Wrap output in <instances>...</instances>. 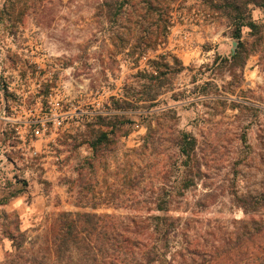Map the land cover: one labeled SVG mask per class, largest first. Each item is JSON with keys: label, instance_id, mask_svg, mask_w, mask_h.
<instances>
[{"label": "rangeland", "instance_id": "374dc122", "mask_svg": "<svg viewBox=\"0 0 264 264\" xmlns=\"http://www.w3.org/2000/svg\"><path fill=\"white\" fill-rule=\"evenodd\" d=\"M15 1L11 6V0H0V150L17 171L13 179L4 173L0 180L10 195L20 196L0 207V264L14 251L8 235L19 232L26 234L24 256L53 261L51 239L65 212L108 214V220L123 222L162 214L154 209L159 188L171 190L181 178L173 161L179 130L197 139L202 175L184 196L172 197L167 214L191 218L186 235L176 222L177 235L170 237L196 245L205 255L197 264H251L264 254V232L253 243L235 244L233 238L242 220L264 219V207L247 215L230 193L264 191V9H244L245 22L259 28H241L246 54L238 58L233 10L218 0V9L211 1L176 0L164 39L137 57L132 47L113 43L118 28L99 14L103 0ZM174 58L183 69L172 74ZM151 60L170 81L153 106L117 104L127 87L143 83L140 73H155ZM165 62L170 68L161 66ZM101 132L109 141L95 159L90 144ZM82 166L93 172L80 201L74 180ZM201 199L202 207L196 203ZM147 237L150 245L155 242ZM225 241L234 247L226 251ZM181 245L152 264H183L190 257L186 251L170 256ZM206 250L215 252L209 257Z\"/></svg>", "mask_w": 264, "mask_h": 264}, {"label": "trees", "instance_id": "16d2710c", "mask_svg": "<svg viewBox=\"0 0 264 264\" xmlns=\"http://www.w3.org/2000/svg\"><path fill=\"white\" fill-rule=\"evenodd\" d=\"M41 1V0H40ZM176 0H103L98 7L99 14L103 13L108 20L115 24L118 28L117 32L112 35V41L118 45V48L132 47L133 53L137 51V57L144 56L148 49L154 48L162 41L167 33L169 26L170 12L172 4ZM211 1L216 9L219 6L216 0ZM221 1L223 8L233 10L235 19H237V28L234 37L238 39L237 50L234 52L235 57H240L246 49L241 38V28L249 27L252 31L259 28L252 20L245 22L243 16L244 9L248 4H253L264 9V0H218ZM16 5L15 0H11V6ZM14 8V7H13ZM16 14H21L16 11ZM137 27V30L134 28ZM250 47L256 49L259 44L250 42ZM246 54V50L244 51ZM136 55V54H135ZM161 59L165 58L161 56ZM178 67L171 71L172 74L178 73L183 69L180 61L174 58ZM154 72L140 73L143 83L139 87H127L125 100H120L124 106H130V109L136 107L149 108L153 106L157 99L159 89L165 84L170 83L162 74L157 60L149 61ZM164 68L169 67L168 63L161 64ZM169 73V72H168ZM176 100V98H174ZM116 104V103H115ZM233 107H250L241 103H233ZM172 108L161 111L160 113L171 112ZM151 134V132L149 133ZM177 145V156L173 160L174 170L180 173L178 186L175 185L170 190L165 185L159 188L155 203V210L162 214H150L147 217H129L125 222L116 220H108L110 215H101L96 212H65L58 218L56 232L51 239L53 245V261H49L41 256L31 254L23 255L22 246L26 241V234L23 232L10 233L8 236L12 241L14 251L8 253L7 264H75L79 259L82 264H152L159 260L161 256L171 252V248L176 244H184L180 250L170 253L171 260L181 255L184 251L190 257L184 260L183 264H197L204 262L205 255L200 254V250L196 245L190 246V241L185 240L184 243L174 240L177 234L176 222L182 223L181 235H186V229L189 225L191 216H171L167 213L172 210L170 202L172 197L184 196L190 187L196 185V178L202 175L201 162L197 153V139L189 132L177 131L174 136ZM245 139V136H243ZM103 141H109L108 134L101 132L98 137L90 144L93 150V157L99 156V147ZM101 154V153H100ZM86 164V163H85ZM87 165L92 168L91 163ZM88 169V170H87ZM82 166L78 171V177L74 182L78 184V195L80 201L86 199L88 190L91 185L89 183V174L93 170ZM173 190V192H172ZM230 193L233 201L243 210L245 214H257L264 207V191L251 194H239L235 189H231ZM198 206H204L202 199L197 200ZM95 208V204L92 205ZM186 211V210H184ZM248 215V214H247ZM180 218H185L182 222ZM179 223V224H180ZM177 226V227H175ZM150 229V230H149ZM264 232V219L250 217V219L242 220L238 231L234 232L235 244L238 242L253 243ZM148 233L154 236L155 242L150 245L148 242ZM229 240V239H227ZM163 249L162 252L158 247ZM225 249L229 251L234 247L225 241ZM259 247V244H258ZM261 248V247H260ZM176 252V253H175ZM209 251L203 253L208 254ZM215 251L208 255L212 257ZM76 255V258L73 255ZM77 264V263H76ZM251 264H264V254L254 259Z\"/></svg>", "mask_w": 264, "mask_h": 264}, {"label": "crops", "instance_id": "0c3cea01", "mask_svg": "<svg viewBox=\"0 0 264 264\" xmlns=\"http://www.w3.org/2000/svg\"><path fill=\"white\" fill-rule=\"evenodd\" d=\"M2 121H0V128L4 125ZM1 169H8L7 171L2 172ZM16 168L14 165V160L10 158L7 154H5L3 151L0 150V176H2L4 173L6 174L7 178L6 179H13V174L16 173ZM4 174V175H5ZM8 184H11L10 182ZM8 195V197L5 199V197ZM17 196V197H16ZM19 194L17 195H10V187H7V184L5 182H1L0 180V199L3 201L5 199L8 200L6 202H1L0 201V207H8L9 204L13 203L17 198H19ZM12 199L9 201V199Z\"/></svg>", "mask_w": 264, "mask_h": 264}, {"label": "built area", "instance_id": "2783aa9c", "mask_svg": "<svg viewBox=\"0 0 264 264\" xmlns=\"http://www.w3.org/2000/svg\"><path fill=\"white\" fill-rule=\"evenodd\" d=\"M78 111H79V110H78ZM77 113H78V112H77ZM77 113H76V114H77ZM65 115H67V114H65ZM43 128H44V123L41 124V128L38 127L37 129H35V133H36V134H39V133L41 132V129H43Z\"/></svg>", "mask_w": 264, "mask_h": 264}]
</instances>
